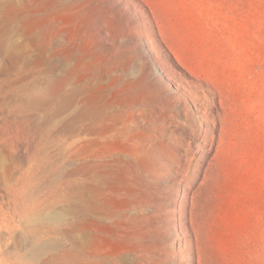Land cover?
Segmentation results:
<instances>
[{"label":"rangeland","instance_id":"rangeland-1","mask_svg":"<svg viewBox=\"0 0 264 264\" xmlns=\"http://www.w3.org/2000/svg\"><path fill=\"white\" fill-rule=\"evenodd\" d=\"M0 1V264H264V0Z\"/></svg>","mask_w":264,"mask_h":264},{"label":"bare ground","instance_id":"bare-ground-1","mask_svg":"<svg viewBox=\"0 0 264 264\" xmlns=\"http://www.w3.org/2000/svg\"><path fill=\"white\" fill-rule=\"evenodd\" d=\"M6 1H7V0H6ZM0 2H1V1H0ZM4 2H5V1H4ZM1 4H2V3H1ZM13 4H14V3H13ZM1 6H2V5H1ZM5 6H6V5H5ZM16 6H17V5H16ZM5 8H6V7H5ZM0 10H1V9H0ZM37 10H39V9H37ZM5 11H6V10H5ZM22 11H23V10H22ZM35 11H36V10H35ZM23 13H24V12H23ZM23 13H22V14H23ZM2 15H3V14H2ZM15 16H16V15H15ZM2 17H3V16H2ZM3 18H4V17H3ZM1 21H2V20H1ZM0 23H1V22H0ZM2 23H4V22H2ZM5 23H6V22H5ZM12 24H13V23H12ZM12 24H11V26H12ZM3 25H4V24H3ZM5 25L7 26V24H5ZM9 25H10V24H9ZM9 25H8V26H9ZM1 26H2V25H1ZM6 26H5V27H6ZM8 26H7V27H8ZM3 27H4V26H3ZM5 27H4V29H3L4 31H6V30H5ZM10 28H11V27H10ZM0 30H1V29H0ZM3 30H1V31H3ZM20 32H21V30H20ZM20 32H18V33H16V34H19ZM2 34H4V32H3ZM2 34H1V35H2ZM9 34H10V31H9V33H8V36H9ZM5 35H6V34H5ZM21 35H22V34H21ZM17 36H18V35H17ZM1 37H2V36H1ZM14 37H15V36H14ZM21 37H22V36H21ZM18 38H19V37H18ZM4 39H5V38H4ZM5 40H6V39H5ZM38 41H39V40H38ZM15 42H16V41H15ZM25 42H26V41H25ZM3 43H4V42H3ZM5 44H6V43H5ZM5 44H4V45H5ZM12 44H13V43H12ZM34 45H35V44H34ZM0 46H1V45H0ZM3 47H4V46H3ZM6 47H7V46H6ZM18 47H19V46H18ZM12 51H14V50H12ZM15 51H16V50H15ZM10 53H11V52H10ZM25 76H26V75H25ZM25 78H26V77H25ZM23 79H24V78H23ZM15 81H16V80H15ZM5 83H6V82H5ZM8 84H9V83H8ZM22 85H23V84H22ZM8 88H9V87H8ZM16 89H17V88H16ZM20 89H21V88H20ZM63 94H64V93H63ZM25 95H26V94H25ZM29 95H30V94H29ZM25 98H26V97H25ZM29 100H30V99H29ZM70 100H71V99H70ZM34 102H35V101H34ZM70 104L72 105V103H70ZM29 107H30V106H29ZM39 107H40V106H39ZM62 107H63V106H62ZM65 107H66V106H65ZM67 108L69 109V107H67ZM58 114H59V113H58ZM58 114H57V115H58ZM81 114H82V113H81ZM20 116H21V115H20ZM29 120H30V119H29ZM116 160H117V159H116ZM102 166H103V165H102ZM104 166H106V165H104ZM101 168H102V167H101ZM101 168H100V169H101ZM103 171H104V170H103ZM107 179H108V178H107ZM69 183H70V182H69ZM82 183H83V182H82ZM84 184H85V183H84ZM86 184H87V183H86ZM77 186H78V185H77ZM78 187H79V186H78ZM80 187H81V186H80ZM83 187H84V185H83ZM95 187H96V186H95ZM81 188H82V187H81ZM96 189H97V188H96ZM87 190H88V189H87ZM84 191H85V190H84ZM97 191H98V190H97ZM90 193H91V192H90ZM98 195H100V194H98ZM100 200H101V199H100ZM97 201H98V200H97ZM85 203H86V202H85ZM87 203H88V202H87ZM104 203H105V202H104ZM102 204H103V203H102ZM99 206H100V205H99ZM99 206H98V207H99ZM74 207H75V206H74ZM96 208H97V207H96ZM67 209H68V208H67ZM82 209H83V207H82ZM106 209H107V208H106ZM75 210H76V209H75ZM88 210H90V209H88ZM88 210H87V211H88ZM104 211H105V210H104ZM106 212H107V211H106ZM65 213H66V212H65ZM96 214H97V213H96ZM102 214H103V213H102ZM28 215H29V214H28ZM83 216H84V215H83ZM101 216H102V215H101ZM104 216H105V215H104ZM53 217H54V216H53ZM57 217H58V216H57ZM92 219H93V218H92ZM91 221H92V220H91ZM88 222H89V221H88ZM92 222H93V221H92ZM97 222H98V221H97ZM95 223H96V221H95ZM93 225H94V224H93ZM73 227H74V226H73ZM87 232H88V231H87ZM89 233H90V232H89ZM84 243H85V242H84ZM84 243H83V244H84ZM89 244H90V243H89ZM47 246H48V245H47ZM79 247H80V246H79ZM60 248H61V247H60ZM40 249H41V248H40ZM86 249H87V248H86ZM64 251H65V250H64ZM64 251H63V252H64ZM66 251H68V250H66ZM74 251H75V250H74ZM46 252H47V251H46ZM61 252H62V251H61ZM64 253H65V252H64ZM54 254H55V253H54ZM89 254H90V253H89ZM49 255H50V254H49ZM51 255H52L53 257H56V255L54 256L52 253H51ZM90 255H91V254H90ZM57 256H58V254H57ZM64 256H66V255H64ZM98 256H99V255H98ZM71 257H72V256H71ZM56 258H57V257H56ZM69 259H71V258L69 257ZM74 259H75V258H74ZM76 259H77V258H76ZM51 260H52V259H51ZM57 260H58V259H57ZM57 260H56V261H57ZM66 260H68V259L66 258ZM72 261H74V260L72 259ZM54 262H55V260H54ZM90 262H91V261H90ZM41 263H43V262L41 261ZM73 263H74V262H73ZM120 263H121V262H120ZM44 264H45V263H44ZM52 264H53V260H52ZM56 264H57V262H56ZM70 264H72L71 261H70Z\"/></svg>","mask_w":264,"mask_h":264}]
</instances>
